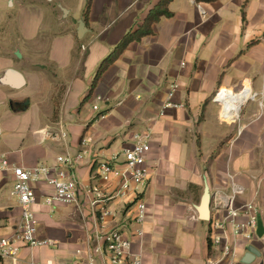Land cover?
<instances>
[{"label":"crops","instance_id":"1","mask_svg":"<svg viewBox=\"0 0 264 264\" xmlns=\"http://www.w3.org/2000/svg\"><path fill=\"white\" fill-rule=\"evenodd\" d=\"M159 1L93 0L86 19L87 0H0V153L15 164L55 166L59 156L85 152L77 166L78 204L45 205L50 186L33 183L38 236L58 245L23 246L16 258L0 256V264H80L76 250L86 251L101 227H120L145 264H205L211 220L225 214L213 200L231 193L229 175L244 189L235 206L254 201L263 224L262 237L240 243L241 264H264V0H173V16L131 43L93 88L103 60ZM9 69L22 86L3 82ZM172 82L179 84L174 101L183 106L162 113ZM60 126L66 140L52 136ZM148 130L140 239L130 201H110L111 216L102 221L101 204L94 216L84 189L100 184L113 191L117 180L96 178L99 162ZM12 188L13 177L3 175V236L22 215ZM206 188L209 218L200 211Z\"/></svg>","mask_w":264,"mask_h":264},{"label":"built area","instance_id":"2","mask_svg":"<svg viewBox=\"0 0 264 264\" xmlns=\"http://www.w3.org/2000/svg\"><path fill=\"white\" fill-rule=\"evenodd\" d=\"M184 65V63H182ZM179 88L177 82H172L167 91L166 100L162 104V113L168 109H177L183 105L174 101ZM224 93H219L222 95ZM102 100V96L97 97ZM98 110V106H94ZM48 135V131L42 132ZM1 134V131H0ZM51 134V133H50ZM66 140L68 134L64 126H60L57 134L52 135ZM91 142L85 138L83 143ZM151 151L150 131L136 133L131 147L123 149L112 158L99 162L97 177L102 182L111 183L117 180L115 189L105 190L100 184H94L84 189L93 215L96 207L101 204V220L111 216L108 207L110 201L123 199L130 201L135 207V234L140 239L145 235L144 225L147 220V203L141 196L142 188L147 186L150 172L146 168L147 156ZM85 152L71 156L66 154L57 158L58 164L47 166L38 164L25 166L12 163L8 156L0 153V184L3 175L13 177L12 194L17 196L22 207V215L16 230L7 236L0 234V256L16 258L23 246L28 247H56L58 242L50 238H40L36 225L33 206L39 201L33 183L44 181L50 186V191L43 198L48 206L55 204H78V195L82 184L77 177V166L84 159ZM231 193L217 194L214 206L225 212L224 216L211 220V248L212 253L205 264H241L239 257L240 243H250L258 237L260 211L254 201L242 207L235 206L236 198L244 192L232 175ZM93 243L85 250L77 249L76 255L85 264H145L144 254L133 250V242L120 227L110 229L95 228ZM84 256V257H83ZM84 260V261H83ZM80 263V264H81ZM43 264V263H33ZM44 264H54L48 261ZM78 264V263H67Z\"/></svg>","mask_w":264,"mask_h":264},{"label":"trees","instance_id":"3","mask_svg":"<svg viewBox=\"0 0 264 264\" xmlns=\"http://www.w3.org/2000/svg\"><path fill=\"white\" fill-rule=\"evenodd\" d=\"M173 0H160L149 12L144 23L135 31H131L125 35L123 40L106 59L103 60L96 77L94 79L93 88L97 85L103 73L120 57L123 51L133 42H140L143 38L154 34V24L163 18H170L173 12L170 10V4ZM214 0H196V2H212ZM93 0H87L85 17L88 18L92 7Z\"/></svg>","mask_w":264,"mask_h":264},{"label":"water","instance_id":"4","mask_svg":"<svg viewBox=\"0 0 264 264\" xmlns=\"http://www.w3.org/2000/svg\"><path fill=\"white\" fill-rule=\"evenodd\" d=\"M3 82L6 84H11L15 87H20L24 83L23 78L20 75L13 73L12 70L10 69L6 72V75L3 78ZM209 204H210V194H209V190L206 188L200 206V211L204 218H209ZM262 236H263V224L260 220L258 226V237H262ZM256 254H257L256 249L252 247L249 251V255L256 256ZM244 261L247 262L246 259Z\"/></svg>","mask_w":264,"mask_h":264},{"label":"rangeland","instance_id":"5","mask_svg":"<svg viewBox=\"0 0 264 264\" xmlns=\"http://www.w3.org/2000/svg\"><path fill=\"white\" fill-rule=\"evenodd\" d=\"M65 212H66V210H65Z\"/></svg>","mask_w":264,"mask_h":264}]
</instances>
